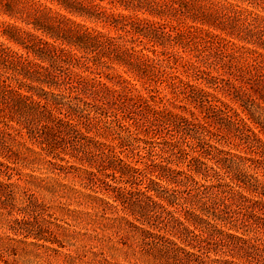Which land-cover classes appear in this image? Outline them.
I'll return each mask as SVG.
<instances>
[{
  "label": "clouds",
  "instance_id": "clouds-1",
  "mask_svg": "<svg viewBox=\"0 0 264 264\" xmlns=\"http://www.w3.org/2000/svg\"><path fill=\"white\" fill-rule=\"evenodd\" d=\"M0 264H264V0H0Z\"/></svg>",
  "mask_w": 264,
  "mask_h": 264
}]
</instances>
